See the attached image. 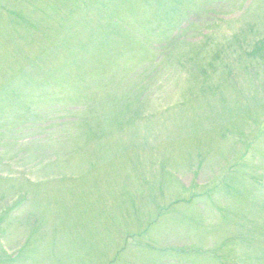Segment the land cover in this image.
<instances>
[{"label":"rangeland","instance_id":"obj_1","mask_svg":"<svg viewBox=\"0 0 264 264\" xmlns=\"http://www.w3.org/2000/svg\"><path fill=\"white\" fill-rule=\"evenodd\" d=\"M0 264H264V0H0Z\"/></svg>","mask_w":264,"mask_h":264},{"label":"trees","instance_id":"obj_2","mask_svg":"<svg viewBox=\"0 0 264 264\" xmlns=\"http://www.w3.org/2000/svg\"><path fill=\"white\" fill-rule=\"evenodd\" d=\"M254 49H255V51H256V53H257V52H258V48H257V47H255Z\"/></svg>","mask_w":264,"mask_h":264}]
</instances>
